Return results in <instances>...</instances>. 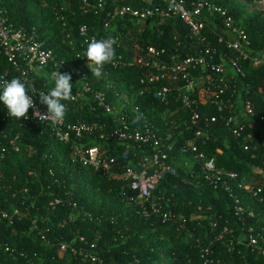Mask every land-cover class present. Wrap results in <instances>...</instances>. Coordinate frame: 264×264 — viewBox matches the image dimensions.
I'll return each instance as SVG.
<instances>
[{"label": "trees", "instance_id": "trees-1", "mask_svg": "<svg viewBox=\"0 0 264 264\" xmlns=\"http://www.w3.org/2000/svg\"><path fill=\"white\" fill-rule=\"evenodd\" d=\"M78 1L0 0V10L15 27L33 30L37 41L51 49L57 61L84 75L89 91L76 101L64 102L67 105L64 121L102 126L101 131L83 135L78 143L83 149L97 148L101 158H112L115 163L112 170L117 176L109 177L72 161L70 143L64 145L56 141L44 124L36 127L23 118L8 117L0 103V118H5L0 121V148H5V142L16 134L19 146V152L4 153L0 160V211L11 215L13 210H18L23 214L20 218L12 216L11 224L0 219V264H91L79 256L85 251L104 264H204L205 259V264H264L260 246L246 245L249 228L257 241L264 238V132L261 125L249 129V122H242L244 132L251 135L250 149L243 151V138L231 135L223 126L222 119L231 113L225 110L218 114L214 107L200 103L207 98L202 93L205 81L215 78L209 73H190L193 92L181 88V82L139 83L155 73L154 68L140 67L136 63L145 57L146 48L163 49L165 54L161 60L164 62H168L169 56H174L176 62L195 56L201 49V44L181 21L110 20L106 17L108 6L105 10L82 13L78 10ZM208 1L224 8L234 22L239 23L253 53L262 50L264 15L247 12L235 0ZM113 5L144 9L161 6L162 0H118ZM57 15L63 17L64 26L56 20ZM104 22L109 23L105 29ZM81 25L86 26L91 35L104 39L111 35L118 41L115 48L119 63L105 64L99 78L92 76L83 65L87 61L84 53L88 44H83L77 35ZM208 45L216 47L220 54L234 56L223 46H215L212 38ZM215 61L221 62L218 56ZM53 71L49 64L41 73H32L35 86L50 89ZM244 72L243 78L230 73L233 78L230 85L237 91L234 99L249 101L254 119L264 118V77L258 70L246 68ZM0 75L9 80L18 77L1 52ZM76 82L72 77L71 83ZM163 87L167 92L160 98L157 93ZM93 92L104 93L111 107L121 108L128 125L147 124L164 145L171 146L166 152L165 164L175 169V175H163L150 200L158 207V213L169 217L168 221L162 222L157 214H151L148 205L143 204L141 208L125 200L133 194L120 177L123 167L142 155H149L152 150L149 146L136 145L125 148L109 137L107 131L113 125L112 116L104 115L94 101ZM183 95L194 102L185 107L181 101ZM192 112L200 119L196 126L186 130L184 123L188 125ZM29 115L30 111L27 117ZM211 116L216 117L214 123L209 122ZM195 130L202 131L203 135L194 138ZM187 142H193L196 153L213 158L217 169L234 173L245 183L260 188L256 198L236 191L242 215L235 214L233 201L222 189L214 190L202 180L191 155L179 152ZM184 162L186 167H182ZM55 199L58 203L49 205ZM247 211L252 212V217L246 216ZM61 244L67 247L61 250ZM70 247L76 250L75 254L70 252ZM203 248L207 249V254L200 258Z\"/></svg>", "mask_w": 264, "mask_h": 264}, {"label": "built area", "instance_id": "built-area-1", "mask_svg": "<svg viewBox=\"0 0 264 264\" xmlns=\"http://www.w3.org/2000/svg\"><path fill=\"white\" fill-rule=\"evenodd\" d=\"M118 0H79L78 10L82 13H87L89 10H105L106 17L110 20H129V21H144V20H157L159 22L178 19L187 28L189 34L201 44V49L195 56L186 57L182 60L176 59L174 56L168 57V62H164L161 58L164 56L163 49L146 48L145 57L136 60V63L141 67H152L155 73L146 78V81L140 80V84H151L159 80H165L171 83L181 82V88L186 91L193 92V82L190 73L199 71L200 73H209L215 78L205 81V89L202 91L203 95L207 98L202 100V105L209 104L215 108V112L221 114L223 111H228L231 115L222 119L223 126L226 131L235 137H242L244 144L242 145L243 151H249L250 145L248 144L251 135L244 132L243 121H247L248 128L252 129L261 125V131L264 132V118L257 117L254 119L252 106L249 101H240L237 97L234 99L237 91L234 86L230 85V73L238 75L240 78L244 77L246 68L258 70L264 77V44L260 52L253 53L250 49L249 41L244 30L235 23L232 16H230L224 8L210 3L208 0H162L161 6L134 9L126 5L116 6L113 5ZM108 2L109 5L107 4ZM56 20L64 26V19L62 16L57 15ZM108 22L102 24L103 28H107ZM219 29V30H218ZM77 35L83 42L88 44L92 39H104L88 33L86 26L81 25L77 28ZM67 37V36H66ZM210 38L215 43V46H223L226 50L231 51L234 56L223 55L219 50L211 45H208ZM0 52L5 60L10 63L16 70L18 78L27 82L29 86V93L34 89L36 92H47L50 89H39L35 86L34 67L39 71L47 65H51L54 71L59 70L62 73L70 74L77 79L73 85L72 93L74 99L82 97L84 93L89 91L87 84L84 82V75L78 69L69 66L63 61H57L51 49L43 47L42 42L37 41L36 35L33 30L27 31L22 27H15L8 19L2 14L0 10ZM218 56L221 62H216L215 57ZM120 61V56H117L112 66H115ZM88 61H84L83 65L87 70ZM50 73L48 74V77ZM4 81H10L5 76L0 75V92ZM145 82V83H144ZM260 92V89H258ZM167 88L163 87L158 91L157 96L164 97ZM93 98L97 106L102 109L104 115H111L113 125L107 131L109 137L115 139L123 144L125 148L131 145L149 146L152 152L149 155H142L139 159L123 167L120 177L126 181V188L133 196H126L127 202H135L141 208L148 205L151 214H157L161 221H168L169 217L166 214L158 213V207L151 203V196L156 189L158 181L165 174L174 176L175 169L166 165L167 154L171 149L170 145H164V141L156 135L150 126L141 124L137 126H130L123 117V110L121 108L111 107L104 98V93L93 92ZM35 104L34 109H29L30 115L23 121L31 122L36 127L44 124L49 127L51 136L61 144L70 143V155L72 161H76L82 167L91 168L94 171H100L103 175L109 177L117 176L114 172V160L112 158H101L98 149L95 147L83 149L78 141L83 135H89L93 131L102 130V126L97 123H69L64 120L57 124L52 125L48 120H38L34 112L38 110L42 115L46 114L45 105L39 103L38 94H33ZM181 101L185 107H188L194 100L188 96L183 95ZM4 117L0 121H4ZM199 116L196 112H192L188 118V125L184 123L186 130L196 126L199 121ZM240 119L242 121H240ZM204 121H207L206 118ZM216 121L215 116L209 118L210 123ZM175 129V128H174ZM203 135L200 130L193 131V137L198 138ZM169 138L167 135L166 139ZM165 139V140H166ZM5 148H0V160L7 152H19L18 135H13L5 142ZM180 153H189L193 162L198 166L202 180L207 183L212 189H222L227 194L233 203V210L236 215L243 214V208L239 205L236 197V191L242 192L243 195L250 198H256L260 193V188L252 184L245 183L242 179L231 172H224L215 167L213 158H205L201 153H196V146L193 142H187L185 146L179 149ZM187 164L182 163V167ZM58 200L55 199L49 205L57 204ZM75 207V204H71ZM144 213V210H143ZM12 216L23 217V214L18 210H13L10 214L0 211V219L6 220L8 224L12 222ZM247 217H252V212L247 211ZM260 244V245H259ZM246 245L251 247L260 246L264 247V238H259L257 241L253 235L251 228H249ZM67 246L61 244L60 249L64 250ZM259 249L264 254V250ZM92 245L89 246V249ZM6 250V249H5ZM72 254L76 250L72 247L69 248ZM200 258L207 254V249H200ZM79 256L82 260L88 261L91 264H104L103 261L91 254L89 251L80 252ZM207 260H204V264Z\"/></svg>", "mask_w": 264, "mask_h": 264}, {"label": "clouds", "instance_id": "clouds-1", "mask_svg": "<svg viewBox=\"0 0 264 264\" xmlns=\"http://www.w3.org/2000/svg\"><path fill=\"white\" fill-rule=\"evenodd\" d=\"M118 41L114 36H108L105 39H92L84 53L87 58V67L92 76L97 78L103 75L104 65L111 63L116 59V48ZM70 74L61 73L59 70L51 73V82L53 86L47 92H36L34 89L29 93L27 82L21 78H13L10 81H4L2 92H0V103L7 110L8 117L20 120L27 118L29 109L36 106L33 100V94H38L39 103L47 108L46 114L42 115L38 110L34 112L38 120H48L52 125L61 123L67 113L65 101H72L73 84Z\"/></svg>", "mask_w": 264, "mask_h": 264}, {"label": "rangeland", "instance_id": "rangeland-1", "mask_svg": "<svg viewBox=\"0 0 264 264\" xmlns=\"http://www.w3.org/2000/svg\"><path fill=\"white\" fill-rule=\"evenodd\" d=\"M235 1L241 4L247 12H259L264 15V0H249L247 2H245V0ZM34 71L36 73H41L43 69L39 71L36 67H34Z\"/></svg>", "mask_w": 264, "mask_h": 264}, {"label": "crops", "instance_id": "crops-1", "mask_svg": "<svg viewBox=\"0 0 264 264\" xmlns=\"http://www.w3.org/2000/svg\"><path fill=\"white\" fill-rule=\"evenodd\" d=\"M45 72V71H44Z\"/></svg>", "mask_w": 264, "mask_h": 264}]
</instances>
